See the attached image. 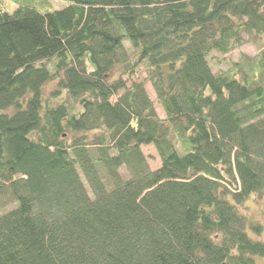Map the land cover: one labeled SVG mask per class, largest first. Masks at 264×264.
I'll use <instances>...</instances> for the list:
<instances>
[{
  "label": "trees",
  "instance_id": "obj_1",
  "mask_svg": "<svg viewBox=\"0 0 264 264\" xmlns=\"http://www.w3.org/2000/svg\"><path fill=\"white\" fill-rule=\"evenodd\" d=\"M57 1L0 9V197L17 204L0 264H258L264 224L238 208L264 197V46L216 74L209 58L264 39V0Z\"/></svg>",
  "mask_w": 264,
  "mask_h": 264
},
{
  "label": "rangeland",
  "instance_id": "obj_2",
  "mask_svg": "<svg viewBox=\"0 0 264 264\" xmlns=\"http://www.w3.org/2000/svg\"><path fill=\"white\" fill-rule=\"evenodd\" d=\"M51 5L54 9L62 8L63 4L57 0H51ZM17 8L16 0H0V9H4L9 13H13ZM264 46V39H259L255 35L253 37H246L245 43L241 49L234 50L228 55H221L217 52H213L210 55V64L212 67L213 73H218L222 70H227L230 68V63L238 62L241 59L242 55L248 56L250 59H255L259 53V50ZM127 47H130V44L127 43ZM121 74L120 70L117 69L114 73V78L116 79ZM253 76L258 78L259 72L255 71ZM147 78L145 71H142L140 74L139 80H144ZM126 79V76L124 77ZM47 92H51L55 88V83H49L46 87ZM146 90L154 103L155 109L158 113V116L161 119H165V112L157 99V95L154 91V88L151 82H147ZM143 151L148 159L150 167L155 170L160 167L161 159L160 156L153 145L143 146ZM0 215L6 213L7 211L13 209L17 204L11 198H1L0 197ZM239 211L245 215L247 218H250L254 221H257L261 224H264V197L260 195H254L249 198L243 205L239 206ZM249 235L253 239H257L264 242V231L261 236L256 235L255 233L249 231ZM258 264L264 263V259H257Z\"/></svg>",
  "mask_w": 264,
  "mask_h": 264
},
{
  "label": "flooded vegetation",
  "instance_id": "obj_3",
  "mask_svg": "<svg viewBox=\"0 0 264 264\" xmlns=\"http://www.w3.org/2000/svg\"><path fill=\"white\" fill-rule=\"evenodd\" d=\"M263 264V263H262Z\"/></svg>",
  "mask_w": 264,
  "mask_h": 264
}]
</instances>
